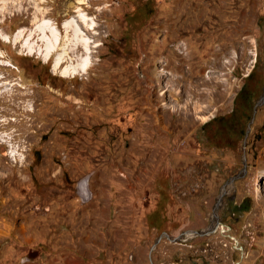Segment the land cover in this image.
Segmentation results:
<instances>
[{"label":"rangeland","instance_id":"rangeland-1","mask_svg":"<svg viewBox=\"0 0 264 264\" xmlns=\"http://www.w3.org/2000/svg\"><path fill=\"white\" fill-rule=\"evenodd\" d=\"M263 86L264 0H0V264H264Z\"/></svg>","mask_w":264,"mask_h":264},{"label":"trees","instance_id":"trees-1","mask_svg":"<svg viewBox=\"0 0 264 264\" xmlns=\"http://www.w3.org/2000/svg\"><path fill=\"white\" fill-rule=\"evenodd\" d=\"M260 85L254 80V73L251 71L246 76V82L240 88L233 102L232 110L228 116V127L239 128L240 133L242 132L241 121L247 120L253 109V101L257 97ZM239 129L235 132H238Z\"/></svg>","mask_w":264,"mask_h":264},{"label":"water","instance_id":"water-1","mask_svg":"<svg viewBox=\"0 0 264 264\" xmlns=\"http://www.w3.org/2000/svg\"><path fill=\"white\" fill-rule=\"evenodd\" d=\"M263 96H264V86L262 88V95L259 98V100L262 99ZM88 179H89V176L86 175V176L82 177L80 180H78L77 183H76V193H77L78 197L80 198V200L83 203L87 202L91 198V192H90L89 187H88ZM233 179H234V177H231L228 182L232 181ZM219 200L220 199L218 198V201ZM217 208H218V203L213 208V217L215 219H216L215 211H216ZM218 225L219 224H218V221L216 219V222L215 223L211 222L210 226L206 230L194 231V232H192L191 236L192 235L203 236V235H207V234H210V233H214L217 230ZM163 236L166 237V239H168L169 241H173V242L180 241V238L171 237L167 233L163 232L159 237H157V239L155 240V243H157ZM181 240H184V238L181 239ZM25 260H27V259H25Z\"/></svg>","mask_w":264,"mask_h":264},{"label":"bare ground","instance_id":"bare-ground-1","mask_svg":"<svg viewBox=\"0 0 264 264\" xmlns=\"http://www.w3.org/2000/svg\"><path fill=\"white\" fill-rule=\"evenodd\" d=\"M77 4H80V5H82L83 4V2H79V3H77ZM74 5V4H73ZM76 6V5H75ZM78 6V5H77ZM63 7V6H62ZM66 7V6H65ZM69 7V6H68ZM71 7V6H70ZM74 8V7H73ZM66 10V8H64V11ZM67 11V13H68V10H66ZM72 12V11H71ZM70 14V13H69ZM68 14V15H69ZM81 21L83 22V23H86V21H87V17H86V15L85 14H81ZM49 23V22H48ZM48 23H47V21H45V20H43L42 21V23L40 24V25H38V30L40 31V33H42L43 34V36H45V34H46V31H48L47 30V28H49V25H48ZM80 24V23H79ZM78 24V20H76V19H74V17L72 18V20L70 21V20H68V22H67V26H71V27H73V30L75 29V32L77 31V32H79L80 31V33H82V28L80 27V25ZM50 32H51V34L53 35V41H55V42H57V40H58V38H59V36H58V34L56 33V32H58V31H56L55 32V30H54V28H53V30H50ZM85 35V34H84ZM88 36V35H87ZM86 36V38H84V40H83V45H84V47H85V58L83 59V60H81L80 61V63L77 65V66H74L73 67V69H72V72H77L78 71V69H79V71L80 70H84V69H87V67H88V65L90 64V62H91V60H90V55H89V52H90V46H89V43H90V41H89V39H88V37ZM82 38V37H81ZM76 50V49H75ZM61 58L59 57L58 58V60H60ZM85 71V70H84ZM168 74V73H167ZM166 80H167V78H166ZM191 100V99H190ZM198 102V101H197ZM227 190V189H226ZM212 222L213 223H215L216 222V219L213 217V219H212Z\"/></svg>","mask_w":264,"mask_h":264},{"label":"crops","instance_id":"crops-1","mask_svg":"<svg viewBox=\"0 0 264 264\" xmlns=\"http://www.w3.org/2000/svg\"><path fill=\"white\" fill-rule=\"evenodd\" d=\"M13 244H20L21 246H29L33 243V240L30 238H20V239H16L15 241H13ZM13 244L11 243L10 245L6 244L0 247V256L2 255L4 250H8V246H12V248L10 249L12 252H16L17 250L13 247ZM14 254V253H13ZM29 263V262H28Z\"/></svg>","mask_w":264,"mask_h":264}]
</instances>
